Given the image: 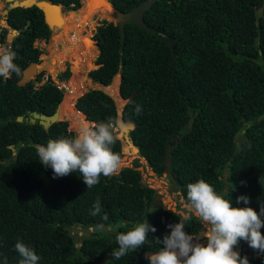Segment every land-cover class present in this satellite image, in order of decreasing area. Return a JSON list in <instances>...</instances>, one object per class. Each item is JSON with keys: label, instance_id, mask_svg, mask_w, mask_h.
Instances as JSON below:
<instances>
[{"label": "trees", "instance_id": "1", "mask_svg": "<svg viewBox=\"0 0 264 264\" xmlns=\"http://www.w3.org/2000/svg\"><path fill=\"white\" fill-rule=\"evenodd\" d=\"M51 1L74 9L81 3ZM110 1L126 11L143 0ZM263 2L156 0L144 18L174 38V58L162 35L135 22L125 25L123 48L115 20L104 19L94 33L100 52L90 77L116 87L125 99L136 91L124 105L122 119L135 123L130 137L159 175L166 171L169 148V170L185 204L187 185L198 179L219 192L228 186L226 192L234 206L241 195L249 198L248 206L257 212L264 203V117H260L264 113V16L256 20V6ZM6 21L18 30L9 50L16 54L14 63L20 73L0 77V259L6 256L8 264H18L14 245L22 239L41 256L40 264H149L146 253L160 250L163 245L157 239L162 241L170 234L168 225L182 215L157 203L155 188L143 182L140 170L132 166L110 177L101 175L91 189L75 171L53 178L52 168L39 162L35 145L73 137L75 131L68 120H57L45 128L39 120L16 119L33 111L52 114L62 103L64 91L50 76L35 84L44 71L25 85L17 82L25 66L45 57L34 42L48 39L51 28L36 5L11 8ZM8 31L0 27V43L6 42ZM118 73L120 84L119 77L114 78ZM70 74L67 67L59 77L67 79ZM119 102L118 92L108 94L95 87L78 96L73 105L79 115H86L88 125L89 119L92 124L116 121ZM78 114L75 117L81 120ZM113 151L121 154L119 137ZM225 169H229L228 181L223 179ZM97 198L101 213L92 216ZM238 206H244L243 201ZM105 213L107 220L102 219ZM146 219L156 231L148 233L142 247L113 260L112 250L118 248L116 233ZM103 225L109 228L102 230ZM76 227L92 228L98 234L69 232ZM202 228L195 214L185 224V231L193 236ZM248 260L249 264H264L263 258L253 255Z\"/></svg>", "mask_w": 264, "mask_h": 264}, {"label": "clouds", "instance_id": "2", "mask_svg": "<svg viewBox=\"0 0 264 264\" xmlns=\"http://www.w3.org/2000/svg\"><path fill=\"white\" fill-rule=\"evenodd\" d=\"M15 53L0 48V77L8 79L13 73L19 75L20 68L14 63ZM139 111V108H137ZM131 132L135 123L128 121L119 123L111 119L91 125H81L73 137L52 139L46 145L37 144L35 150L39 162L51 167L53 178L63 177L78 172L83 177L87 189L100 182V177H110L119 173L121 156L113 151L117 140L116 130ZM219 192L214 186L198 179L187 185V212L174 224H169L170 234L163 237L159 251L146 253L149 264H249L247 256H241L236 250L240 240L264 253V203L259 212L249 205L245 195L236 197L237 206L233 205L231 194ZM243 201L244 206H238ZM101 213L99 198L94 202L90 215ZM195 214L200 221L209 225L205 237L207 242H199L197 236L185 231V224ZM107 220V214L102 217ZM156 228L147 219L137 223L128 231L115 235L118 248L112 250L113 260H119L129 252L142 247L148 240V233ZM195 240V242H194ZM14 249L19 255L18 264H40L41 256L34 248L17 239ZM0 264H8L3 256Z\"/></svg>", "mask_w": 264, "mask_h": 264}, {"label": "rangeland", "instance_id": "3", "mask_svg": "<svg viewBox=\"0 0 264 264\" xmlns=\"http://www.w3.org/2000/svg\"><path fill=\"white\" fill-rule=\"evenodd\" d=\"M85 1L87 2V6ZM105 4L107 8L104 9ZM111 4L112 2L110 0H81L80 9H76L77 11L72 7H64L63 11H61L64 21L60 24V28H57V32L55 34L52 33L49 39L38 38L34 42L36 46L42 49L41 55H45L43 59L40 57V61L49 64L48 66L45 65L46 69L43 70V78L36 81L35 84L40 85L50 76L62 89H66L62 99L63 102L61 101V115L59 118L68 120L70 128L75 131V134L81 125L86 124L85 122L87 120L76 112L75 108L77 107L75 105L74 108L73 101L76 102L77 97L88 89L100 86V83L95 82L89 75V71L98 66L96 60L100 52L99 48H97L94 33L96 32L97 26L104 19L112 20L110 14ZM7 7L8 3L0 0V27L6 26L9 28L6 42L0 43V48L9 50L11 40L16 35V30L11 29L6 23L5 13ZM50 27L52 30L54 29L53 26ZM67 67L70 68L71 74L69 78L61 79L59 75ZM73 74L74 79L70 81L69 79ZM117 75L120 84V76L119 74ZM103 87L107 88L109 93L113 90L110 85L107 87L104 85ZM118 93L120 102L117 106L118 117L116 121L125 123L126 121L122 119V107L126 99L120 95L119 90ZM75 113L80 116L81 120L75 117ZM91 124L92 122L90 120L88 125ZM116 135L120 138L122 144L120 154L121 168L132 166L140 170L141 180L155 188L157 203H160L166 209L170 208L179 212L182 216L185 215L187 212V204H185L180 190L173 188V180L170 174L166 171L159 175L149 166L145 157L140 154L139 148L133 143L130 132L117 127ZM202 225L203 228L200 230L197 238H199V242L204 243L207 241L205 235L210 226L203 222Z\"/></svg>", "mask_w": 264, "mask_h": 264}, {"label": "water", "instance_id": "4", "mask_svg": "<svg viewBox=\"0 0 264 264\" xmlns=\"http://www.w3.org/2000/svg\"><path fill=\"white\" fill-rule=\"evenodd\" d=\"M3 1L8 3V7L6 9L5 14H7L11 8H14L17 6L29 7L32 5H36L43 11L44 19H45L46 23L49 25V27L53 26L54 29L52 30V33L55 34L57 32V28H60V26H61L59 23L60 21H59L58 14L56 12L57 9H60V8H61V11H63L64 6L61 3H56V2H53L51 0H30L29 2H27V0H20L19 2L16 0H3ZM155 1L156 0H143L139 4L133 5L129 10H126V11L119 10L118 8L113 6V4H111L110 14L112 16V19L115 20L119 26L120 38H121V48H123V42L125 39V25H126V23L127 22H135V23L139 24L142 28L152 30V31L157 32L160 35H162L169 42V46L172 49V54H173V58H174V56L176 54V52L174 50V38L172 36H170L167 32L160 30V29H157L153 26H150L145 21V18H144L145 12L147 9L152 7V5L155 3ZM78 8L79 7L75 8V10ZM262 16H264V2L261 5L256 6V17H257L256 20H257V22H259V20ZM6 23H7V21H6ZM16 32H18V30H16ZM97 48H99L98 45H97ZM45 69H46V66L41 61L29 63L27 66H25L23 68L22 76L17 81L18 84L19 85L27 84L29 81H31L33 78H35L39 72H42ZM119 76L121 77V74H119ZM98 88L102 89L104 92L109 94V91L107 88H105L101 85ZM65 90L66 89L63 88L64 92H65ZM135 93H136V91L134 90L131 93L130 97L128 99H126V102L129 99L133 98ZM114 101H115V99H114ZM126 102H125V104H126ZM124 105H123V107H124ZM123 107H122V109H123ZM58 108H59V105H58L56 111L52 114L39 113L37 111H33L30 116L24 117L23 115H19L16 117V119L18 121H22L23 119H25L26 121H31V122H36V120H39V122L45 128H49V126L52 123H54L57 120H61L59 118V115H58ZM260 117L263 118L264 113L261 114ZM10 118H12V116ZM240 131L241 130H239L236 133V136L240 133ZM166 152H167L166 171L172 176V172L169 170L170 162H171L170 154H169L170 153L169 148H167ZM224 173H225V176L223 179H224V181H228L229 169H225ZM172 178L175 181L173 176H172ZM223 191H228V186L223 187ZM163 208L166 209L165 207H163ZM155 213L156 212H153L152 216L155 215ZM108 228H109L108 226L103 225L102 230H106ZM112 231L114 233L116 232V230H112ZM69 232L73 233V234L77 233V234H85V235H88V234L97 235L98 234V231L93 230L92 228L83 229V230H81L79 228H75L74 230L70 229ZM206 242H204V243L206 244ZM152 252H154V251H152V250L148 251V253H152Z\"/></svg>", "mask_w": 264, "mask_h": 264}, {"label": "flooded vegetation", "instance_id": "5", "mask_svg": "<svg viewBox=\"0 0 264 264\" xmlns=\"http://www.w3.org/2000/svg\"><path fill=\"white\" fill-rule=\"evenodd\" d=\"M51 34H52V29H51ZM50 37H51V35H50ZM96 44H97V42H96ZM173 188L175 190H177L174 180H173ZM76 228H79V229L82 230V228H80V227H76ZM236 250L240 252L241 256H247V258H250L253 255L255 257H260V258L264 259V253H261V252H258L257 250L252 249L249 246V244L246 241H244V240H240L239 241L238 245L236 246Z\"/></svg>", "mask_w": 264, "mask_h": 264}, {"label": "bare ground", "instance_id": "6", "mask_svg": "<svg viewBox=\"0 0 264 264\" xmlns=\"http://www.w3.org/2000/svg\"><path fill=\"white\" fill-rule=\"evenodd\" d=\"M16 1L19 2L20 0H16ZM29 1H30V0H27V2H29ZM97 6H99V5H97ZM105 8H107L106 4L104 5V9H105ZM56 12H57L58 17H59V21H60L59 23L61 24V23L64 21L63 15H61V8H60V9H57ZM43 63H44V62H43ZM45 65L48 66L49 64L46 63ZM77 68H78V67H77ZM76 71H77V69H76ZM118 74H119V73H118ZM116 76H118V75L116 74V75L114 76V78H115ZM114 78H113V79H114ZM100 84H102V83H100ZM112 84L117 86V83H116V82H113ZM103 85H104V84H103ZM112 92H113L114 94H117V92H118L117 88L114 87L113 90H112ZM62 102H63V101H62ZM61 104H62V103H61ZM116 105H117V104H116ZM73 106H74V105H73ZM60 107H61V105H60ZM60 107H59V109H58V115H59V116L61 115V113H60ZM74 108H75V106H74ZM75 109H76V108H75ZM72 110H73V108H72ZM72 110H71V111H72ZM72 112L74 113V111H72ZM76 112L78 113L77 109H76ZM84 115H85V114H84ZM69 116H71V114H69ZM85 118H86V120H87L86 115H85Z\"/></svg>", "mask_w": 264, "mask_h": 264}]
</instances>
